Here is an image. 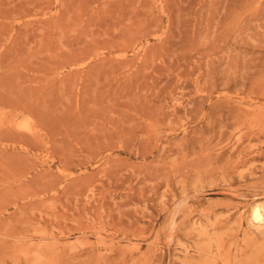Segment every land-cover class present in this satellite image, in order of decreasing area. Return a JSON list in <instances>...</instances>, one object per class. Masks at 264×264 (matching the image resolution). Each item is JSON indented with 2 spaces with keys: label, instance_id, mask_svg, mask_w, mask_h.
<instances>
[{
  "label": "rangeland",
  "instance_id": "374dc122",
  "mask_svg": "<svg viewBox=\"0 0 264 264\" xmlns=\"http://www.w3.org/2000/svg\"><path fill=\"white\" fill-rule=\"evenodd\" d=\"M264 0H0V264H264Z\"/></svg>",
  "mask_w": 264,
  "mask_h": 264
},
{
  "label": "bare ground",
  "instance_id": "6f19581e",
  "mask_svg": "<svg viewBox=\"0 0 264 264\" xmlns=\"http://www.w3.org/2000/svg\"><path fill=\"white\" fill-rule=\"evenodd\" d=\"M249 218L253 224H264V204L254 202L249 206Z\"/></svg>",
  "mask_w": 264,
  "mask_h": 264
}]
</instances>
